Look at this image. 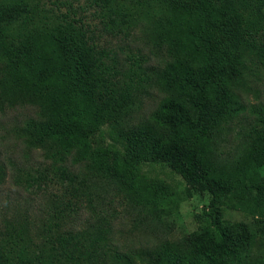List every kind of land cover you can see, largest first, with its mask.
<instances>
[{
	"label": "trees",
	"instance_id": "trees-1",
	"mask_svg": "<svg viewBox=\"0 0 264 264\" xmlns=\"http://www.w3.org/2000/svg\"><path fill=\"white\" fill-rule=\"evenodd\" d=\"M88 1L102 34L141 32L163 60H121L43 0H0V106L30 110L20 133L47 162L38 187L61 189L37 222H5L0 264H241L242 250L264 246V0ZM151 88L160 99L137 119ZM139 163L165 164L209 195L200 233L119 248L115 199L151 220L165 199ZM6 176L0 163V184ZM233 201L256 226L228 227Z\"/></svg>",
	"mask_w": 264,
	"mask_h": 264
},
{
	"label": "rangeland",
	"instance_id": "rangeland-1",
	"mask_svg": "<svg viewBox=\"0 0 264 264\" xmlns=\"http://www.w3.org/2000/svg\"><path fill=\"white\" fill-rule=\"evenodd\" d=\"M43 2L44 8H51L58 14H65L83 23L88 35L96 44L115 52L119 59L124 60L126 56L131 57L139 53L148 58V65L156 67L161 65L164 55L159 49H153L152 45H148L141 32L134 31L128 36L121 34L114 37L102 34L100 30L103 24L99 12L96 7L89 5L88 0ZM148 92L149 94L142 98L140 109L134 113L137 119L153 110L160 99L156 89H148ZM29 114L28 108L0 106V163L3 164L7 175L4 183L0 184V230L6 221L17 217L18 213L37 222L38 216L42 215L41 209L46 204L47 193L61 191L54 185H48L47 190L43 185L38 187L47 162L42 152L37 148H31L20 133V127ZM103 132L104 145L113 146L107 137V129L104 128ZM228 149L234 160L239 157L237 153L241 152L240 147L237 149L231 144ZM229 166H235V161ZM136 168L139 174L155 186L153 190L157 196L161 198L163 195L165 199L162 203V200H157L161 205L156 209L158 216L154 220L150 219L147 211L133 210L132 204L128 205L123 197L115 199L113 206L119 212L116 230L121 250L134 252L147 249L164 240L176 242L200 233L208 225L205 215L209 202L207 193L189 188L181 177L165 164L139 163L136 164ZM27 174L34 178L27 181ZM226 175L228 176V173ZM136 194L138 195V192ZM138 197L142 199V195ZM222 218L233 232L241 230L239 226L241 224L248 228L257 225L256 219L237 210L234 201L224 206ZM241 252V264H264V246L252 244L249 249Z\"/></svg>",
	"mask_w": 264,
	"mask_h": 264
}]
</instances>
